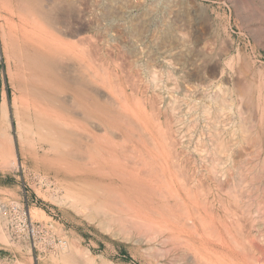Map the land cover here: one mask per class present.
<instances>
[{"label": "rangeland", "instance_id": "rangeland-1", "mask_svg": "<svg viewBox=\"0 0 264 264\" xmlns=\"http://www.w3.org/2000/svg\"><path fill=\"white\" fill-rule=\"evenodd\" d=\"M263 3L264 0H0V109H6L3 113L8 126L3 129L12 141L11 156L0 157V264H65L61 258L64 243V249L78 250H74L79 255L78 264H205L207 259L206 264H264ZM23 40L35 46L36 57L44 65L39 69L41 78H48L51 84L57 76L67 78L65 86L83 88L90 102L100 100L105 112L119 120L111 119L105 124L101 111H94V106V112L87 114L75 105L70 89L58 85L52 88L42 80L29 84L18 59ZM238 67L243 76L237 72ZM237 75L242 83H248L249 91L253 89V100L247 105L235 91ZM33 105L42 112L39 114ZM54 116L68 121L61 123L67 132L57 142L61 150L86 153L83 146L94 134L114 141L123 139L119 143L126 150L125 158L141 161L146 156L150 161L153 169L147 164L144 167L150 171L145 174L140 163L138 169L144 170V175L138 171L141 176L155 171L147 177L153 182L139 191L135 186H126L137 193H130L135 202H125L122 188L68 175L63 163L47 151L60 137L48 134L49 129L41 124ZM75 121L79 130L73 127ZM154 143L159 148L157 154L150 149ZM125 145L134 148L137 152L132 148L128 151L131 149L136 156L128 153ZM162 176L169 179H165V185ZM113 193L121 196L115 198L122 201L121 206ZM82 194L88 199L86 207ZM77 199L83 204L77 202L80 207L76 210L71 203ZM114 203L117 210L112 207ZM126 204L133 210L144 207L146 211H159L151 215L155 225L147 227L155 230L143 232L140 228L141 233L138 226L133 227L134 212L125 208ZM128 214L132 218L129 222ZM121 216L123 222L116 220ZM156 223L167 227L160 230Z\"/></svg>", "mask_w": 264, "mask_h": 264}, {"label": "bare ground", "instance_id": "bare-ground-1", "mask_svg": "<svg viewBox=\"0 0 264 264\" xmlns=\"http://www.w3.org/2000/svg\"><path fill=\"white\" fill-rule=\"evenodd\" d=\"M3 1H5V0H3ZM34 1V0H33ZM37 1V0H36ZM17 2H20V1H17ZM39 2V1H38ZM41 2V1H40ZM40 2L38 3L39 5H41L40 4ZM7 2H5V4H6ZM23 4L25 3V1L24 2H22ZM37 3V2H36ZM35 3V4H36ZM10 4V3H9ZM30 4V3H29ZM37 4V5H38ZM264 4V3H263ZM19 5H20V3H19ZM10 6V5H9ZM33 6V5H32ZM23 7H24V5H23ZM34 7V6H33ZM11 8V7H10ZM17 8V7H16ZM21 8V7H20ZM19 8V10H21ZM18 9V8H17ZM25 9H27V6H26V8ZM28 11H30V10H28ZM36 11H37V9H36ZM10 12H11V10H10ZM9 12V13H10ZM22 12H24V11H22ZM27 12V11H26ZM40 12V11H39ZM263 14V13H262ZM20 15V14H19ZM23 15H24V13H23ZM23 15H20V16H23ZM26 15V14H25ZM28 15H30V13L28 14ZM27 16V15H26ZM25 16V17H26ZM264 16V15H263ZM24 17V18H25ZM31 17H32V15H31ZM29 18H30V16H29ZM28 18V19H29ZM25 19H27V18H25ZM34 19V18H33ZM32 20V19H31ZM30 20V21H31ZM36 20V18L34 19V21ZM253 20V19H252ZM25 21H27V20H25ZM264 21V20H263ZM245 22V21H244ZM37 24H40V23H38V20H37V22H36ZM30 25V24H29ZM261 28H263V27H261ZM264 29V28H263ZM262 31V30H261ZM2 35V34H1ZM261 35V34H260ZM3 41V40H2ZM30 40H23V44L22 45H20V47H19V53H18V55H19V60H20V64L22 65V66H24L23 68H24V72L26 73V75H25V80L27 81V82H29V84H33V85H35V83L37 84H39L40 82H41V80L42 81H44L45 82V84H49L52 88H55L56 87V85H58L59 87H62V88H64V89H70V91H71V93H72V96H73V98H74V100H75V105H76V103H77V107L79 108V106L82 108V109H84L85 110V112L87 113V114H91V113H93L94 111H97L96 109H98V110H100L101 111V115H103V122L105 123V124H108V123H110V121H111V119L113 120V122H117V119L119 120V118H117L116 119V117H118V116H115V121H114V119L111 117V115H108V114H110V113H106L105 112V107L103 106V103L100 101V100H98V99H96L97 100V102L95 103V102H90V95H88V93H87V91H85L83 88H79V87H76V86H72L71 88H70V85H64V82L66 81L67 83H69V81H67L68 79L67 78H65V77H59V76H57L56 78H54V81H53V84H51V81H49L48 80V78H46L45 80L43 79V78H41L40 77V75H39V69L40 68H42V66H44L41 62H39L40 60H38L37 59V57H36V53H35V46L33 45V43L30 41ZM51 41H55V40H51ZM13 42V41H12ZM10 43V42H9ZM78 43V42H77ZM81 43H83V42H81ZM85 43V42H84ZM77 45V44H76ZM79 45V44H78ZM82 44H80V46H81ZM18 47V46H17ZM78 47V46H77ZM49 49V48H48ZM54 49V48H53ZM52 49V50H53ZM82 49V48H81ZM80 49V50H81ZM16 50V49H15ZM12 53V52H11ZM14 54V53H13ZM16 55V54H15ZM14 55V56H15ZM38 56V55H37ZM58 56V55H57ZM240 56H242V54L240 55ZM56 58H58V57H56ZM243 58H244V56H243ZM59 59V58H58ZM89 59V58H88ZM91 59V58H90ZM89 59V60H90ZM55 60V59H54ZM244 60V59H243ZM56 61V60H55ZM242 61V60H241ZM247 61V60H246ZM91 62H92V60H91ZM216 62V61H215ZM39 63H41L42 65H40ZM243 63H244V61H243ZM49 64V63H48ZM249 64V63H248ZM247 63H246V68H249L250 67V65H248ZM94 65V64H93ZM237 65V64H236ZM249 67H248V66ZM252 65V64H251ZM55 66V65H54ZM88 66V65H87ZM89 67V66H88ZM95 67V66H94ZM236 67V66H235ZM243 68H244V66H242ZM23 68H21V73H20V76L22 75V69ZM56 68V67H55ZM209 68V67H208ZM238 68H240V69H238ZM237 68V70H240V71H237L239 74L242 72V68L241 67H238ZM259 68V67H258ZM261 68V67H260ZM259 68V69H260ZM89 69V68H88ZM215 69V68H214ZM245 70V69H244ZM28 71V72H27ZM264 71V70H263ZM262 71V72H263ZM80 72V71H79ZM97 72V71H96ZM213 72H214V70H213ZM235 72V71H234ZM60 74V73H59ZM62 74V73H61ZM91 74V73H90ZM215 74V73H214ZM243 74H244V72H242L241 73V75L243 76ZM254 74V73H253ZM260 74V73H259ZM92 75H93V73H92ZM152 76V75H151ZM214 76V75H213ZM250 76V75H249ZM260 76H261V74H260ZM154 77V76H153ZM235 77V76H234ZM251 77V76H250ZM152 78V77H151ZM254 78V77H253ZM263 78V77H262ZM242 78L240 77L239 78V76L237 75V78H236V82H235V85H234V83H233V85H234V87H236V90L235 91H237V94H238V96H239V99H241L242 98V100L243 101H245L246 100V104H244V105H247L248 103H247V101H250L251 102V100H253L252 99V95L250 94L251 93V91L253 90H251V91H249V88L247 87V85H248V83H247V85H245L244 84V82L242 83L241 80ZM245 79V78H244ZM243 79V80H244ZM241 80V81H240ZM249 80V79H248ZM247 80V81H248ZM252 81V80H251ZM261 81H263V80H261ZM26 82V83H27ZM131 82V81H130ZM249 82V81H248ZM66 83V84H67ZM263 83V82H262ZM28 84V83H27ZM44 84V83H43ZM81 84V83H80ZM79 84V85H80ZM256 84H257V82H256ZM42 85V84H41ZM255 85V84H254ZM257 85H259V83L257 84ZM262 85V84H261ZM261 85H259V86H261ZM264 85V84H263ZM263 85H262V87H263ZM31 87H32V85H30ZM30 86H29V88H30ZM81 86V85H80ZM84 86V85H83ZM137 86V85H136ZM36 87V86H35ZM35 87H32V88H34L35 89ZM46 87V86H45ZM49 87V86H48ZM50 87V88H51ZM254 87V86H253ZM32 88H30V90H32ZM264 88V87H263ZM59 89V88H58ZM130 89V88H129ZM260 89H262V88H260ZM36 90V89H35ZM34 90V91H35ZM234 90V89H233ZM37 91V90H36ZM235 91L233 92L234 94H236L235 93ZM260 91H262V90H260ZM264 91V90H263ZM253 92V91H252ZM256 92H257V90H256ZM255 92V93H256ZM31 93H33V91L31 92ZM222 93V92H221ZM258 93V92H257ZM260 94V93H259ZM121 95V94H120ZM224 95V94H223ZM258 95V94H257ZM262 95V94H261ZM260 95V96H261ZM263 95H264V93H263ZM123 96V95H122ZM133 96V95H132ZM241 96V97H240ZM259 96V97H260ZM215 97V96H214ZM217 97V96H216ZM227 97V96H226ZM258 97V98H259ZM132 98V97H131ZM212 98V97H211ZM262 98H264L263 96H262ZM132 99H134V98H132ZM136 99V98H135ZM224 99V98H223ZM223 99H221V100H223ZM261 99V98H260ZM140 100V99H139ZM213 100V99H212ZM216 100V99H215ZM226 100V99H225ZM224 100V101H225ZM241 100V101H242ZM262 100V99H261ZM93 101V100H92ZM124 101V100H123ZM214 101V100H213ZM242 101V102H243ZM262 101H264V100H262ZM122 102V101H121ZM216 103H217V101H215ZM218 102H220V101H218ZM223 102V101H222ZM143 103V102H142ZM227 103V102H226ZM262 103V102H261ZM13 104V103H12ZM117 104V103H116ZM127 104V103H126ZM250 104V103H249ZM253 104V103H252ZM118 105V104H117ZM222 106L224 105L225 106V104H221ZM251 105V104H250ZM3 107H4V104L2 105ZM94 106V111L92 110V107ZM123 106H124V104H123ZM172 106V105H171ZM32 107H38L37 105L36 106H32ZM115 107V106H114ZM121 107V106H120ZM143 107V106H142ZM141 107V108H142ZM246 107V106H245ZM35 108V109H36ZM115 108H118V107H115ZM125 108V107H124ZM210 108V107H209ZM208 108V109H209ZM216 108H217V106H216ZM247 108V107H246ZM254 108V107H253ZM252 108V109H253ZM4 109H5V107H4ZM2 107H1V109H0V111L3 113V110H4ZM38 109V108H37ZM255 109V108H254ZM6 110V109H5ZM173 110V109H172ZM39 111L40 112H42L40 109H38V113H39ZM171 111V110H170ZM174 111V110H173ZM208 111V110H207ZM219 111H220V109H219ZM221 111H222V109H221ZM261 111H262V113H261V117H262V126H261V133H262V142H263V148H264V108L262 107L261 108ZM37 112H36V114H37ZM112 112V111H111ZM131 112V111H130ZM253 112H255V111H253ZM52 113V112H51ZM105 113H106V116H104L105 115ZM113 113V112H112ZM116 113V112H115ZM157 113V112H156ZM1 114V113H0ZM4 115H0V157H2V158H4V157H8L7 155H9V156H11V153H12V147H11V143H12V141H11V138L9 137V135L5 132V130L3 129V126H4V128H5V126H6V128H7V124H6V120H7V118H6V114H5V111H4V113H3ZM40 114V113H39ZM118 114H119V112H118ZM117 114V115H118ZM209 114V113H208ZM221 114V113H220ZM213 115H215L214 113H213ZM253 115V114H252ZM133 116V115H132ZM151 116V115H150ZM218 116H220V115H218ZM260 116V115H259ZM215 117V116H214ZM217 117V116H216ZM155 118V117H154ZM213 118V117H212ZM218 118V117H217ZM216 118V119H217ZM2 119H4V120H2ZM54 119H56V120H54ZM54 119L52 118V119H50V120H53V121H50V120H48V122H44L43 124H41L42 126H44V127H46L47 128V131H48V129H49V133L48 134H51V132L53 133V134H55L54 136L57 138V136L58 137H60V140L59 141H54V143H51L50 144V147L48 148V150L47 151H52L53 153H54V155H55V157H54V159L56 158V160L57 161H61V163H63V165H64V167H65V171H66V173L68 172L69 174L68 175H70V176H72L73 178H75V179H77V178H82V180H90V181H96L97 183H100V184H106V185H114L115 187H118V188H122L123 190H124V195H123V201H125V202H128V201H130V200H132L133 201V199H132V196H133V194H135V193H137L135 190H134V192H132V190H131V188H127L126 186H129V185H131V186H135V188L137 189V191H139V189H141V188H146L147 189V187L149 186V182H153V181H149L150 179H148L147 177L148 176H152V174L151 173H154L155 171H152V172H150V174H148V176H141V174H140V172H144V170H145V174H147L148 173V171H150L149 170V168H148V170H146L145 169V167H146V165L147 164H149V160L146 158V156H142V158L144 157V159H141V161H140V159L139 160H134L133 159V161H131L130 160V158L129 159H127V158H125V156L123 155V153L125 154V151L126 150H122V149H125V148H123L122 146H121V143H119L120 141H122L121 139H120V141L119 140H116V141H114V140H111V139H109V138H106V137H104V135H98V134H94V135H92L91 136V140H90V138H89V140H90V143L89 144H87V143H85L84 144V151L86 152V153H84L82 150H79L80 152V154L79 153H77L76 151V153H73V152H70L69 151V153H68V151H63V150H61L60 149V145L57 143V142H61V136L64 134V137L66 136V134L65 133H67V132H65L64 131V129L62 128V124L61 123H67L68 121H66L65 119L64 120H59L56 116H54ZM126 119V118H125ZM242 119H244V118H242ZM4 121H5V123H4ZM121 121V120H120ZM126 121V120H125ZM156 121V120H155ZM159 121V120H158ZM242 121V120H241ZM243 121H245V120H243ZM50 122V123H49ZM127 123H128V120L126 121ZM153 122V121H152ZM3 123H4V125H3ZM71 124V121L67 124V125H70ZM72 124H73V127L74 128H78L77 127V125H79V123L78 122H72ZM158 124H160L159 122H158ZM241 124V123H240ZM17 126H18V124H16ZM99 125V124H98ZM247 127H249L248 125H247V123L245 124ZM251 125H253V124H251ZM97 126V125H96ZM245 126V127H246ZM82 127V126H81ZM216 127V126H215ZM244 127V128H245ZM98 128V127H97ZM213 128H214V126H213ZM212 128V129H213ZM242 128H243V126H242ZM81 129V128H80ZM99 129V128H98ZM135 129V128H134ZM77 130H79V128L77 129ZM102 130V129H101ZM216 130V129H215ZM244 130V129H243ZM82 131H84V130H82ZM98 131V130H97ZM85 132V131H84ZM101 132V131H100ZM131 133L133 132V131H130ZM129 132V133H130ZM157 132H159V130L157 131ZM161 132V131H160ZM215 132V131H214ZM19 133V132H18ZM70 133V132H69ZM81 133V132H80ZM109 133V132H108ZM140 133V132H139ZM145 133V132H144ZM162 133H164V132H162ZM216 133V132H215ZM214 133V134H215ZM248 133V132H247ZM77 134V133H76ZM246 134V133H245ZM244 134V135H245ZM77 135H79V134H77ZM132 135H133V133H132ZM135 135V134H134ZM217 135V134H216ZM50 136V135H49ZM53 136V135H52ZM53 136V137H54ZM137 136V135H136ZM163 136V135H162ZM256 136V135H255ZM54 137V138H55ZM80 137V136H79ZM86 137V136H85ZM90 137V136H89ZM216 137V136H215ZM215 137H214V139H215ZM149 138V137H148ZM258 139V138H257ZM256 139V141H258ZM55 140H57V139H55ZM78 140V139H77ZM88 140V138L86 139V141ZM129 141V138L128 139H125V141ZM151 138H150V142L149 143H151ZM118 141V142H117ZM124 141V140H123ZM216 141V140H215ZM214 141V142H215ZM244 141H246L245 139H244ZM154 142V141H153ZM133 143V142H132ZM146 143V142H145ZM165 143V145H166V142H164ZM213 143V142H212ZM220 143H222V142H220ZM246 143V142H245ZM63 144L66 146V142L65 141H63ZM123 145H124V143H122ZM159 145H160V147H161V143H158ZM163 144V143H162ZM216 144H217V141H216ZM247 144V143H246ZM75 145V144H74ZM129 145V144H128ZM143 145V144H142ZM149 145V144H148ZM156 144L154 143V146L152 147H150V149L151 148H153L152 150L155 152V154H157V152H158V147H156L155 146ZM248 145V144H247ZM76 146V145H75ZM127 145H125V147H126ZM130 146H134L133 144L132 145H130ZM150 146V145H149ZM167 146V145H166ZM212 146V145H211ZM220 145H219V143L217 144V147H219ZM257 146V145H256ZM81 148H82V146H80ZM128 147V146H127ZM126 147V148H127ZM132 147H128L127 148V152L129 153L130 151H131V149H130V151H128V149L129 148H132ZM134 147H136V146H134ZM168 147H170V145L168 146ZM223 147H225V146H223ZM145 148H146V146H145ZM162 148V147H161ZM165 148H167V147H165ZM221 148H222V146H221ZM78 149V148H77ZM147 149V148H146ZM163 149V148H162ZM170 149V148H169ZM223 149V148H222ZM222 149H221V151H222ZM226 149V148H225ZM133 150H135L134 148H132V151ZM136 150L139 152L140 150H138V148L136 147ZM135 150V151H136ZM165 150V149H164ZM168 150V149H167ZM220 150V149H219ZM245 150V149H244ZM78 151V150H77ZM81 151L83 152V153H81ZM123 151V152H122ZM131 151V155H135V154H133V152ZM136 151V152H137ZM149 151V150H148ZM217 151V150H216ZM142 152V151H141ZM172 152V150L170 151V153ZM179 152V151H178ZM206 152H208V151H206ZM219 151H217V153H218ZM177 153V152H176ZM174 154V155H177V154ZM215 153V152H214ZM220 153V152H219ZM77 154H79V155H77ZM83 154V155H82ZM141 154H143V155H145L144 153H141ZM141 154H140V157H138V158H141ZM147 154H149V153H147ZM179 154H180V152H179ZM216 154V153H215ZM130 155V154H129ZM130 155V156H131ZM139 155V154H138ZM153 155V154H152ZM207 155H209V154H207ZM253 155V154H252ZM251 155V156H252ZM257 155V154H256ZM255 155V157H257ZM14 156V155H13ZM130 156H128V157H130ZM136 156V155H135ZM149 157H151L150 156V154L148 155ZM170 156L172 157V155L170 154ZM228 156V155H227ZM240 156V155H239ZM137 157H135V158H137ZM166 157V156H165ZM164 157V158H165ZM177 157V156H176ZM219 157V156H218ZM241 157V156H240ZM239 157V158H240ZM252 157H254V156H252ZM251 157V158H252ZM5 158V159H6ZM14 158V157H13ZM123 158V159H122ZM133 158V157H132ZM137 158V159H138ZM163 158V157H162ZM175 158V157H174ZM206 158V157H205ZM208 158V157H207ZM242 158V157H241ZM264 158V157H263ZM1 159V158H0ZM5 159L3 160V161H5ZM150 160H151V158H149ZM158 159V158H157ZM171 159V158H170ZM222 159V158H221ZM14 160V159H13ZM130 160V161H129ZM179 160V159H178ZM211 160V159H210ZM236 160V159H235ZM244 160H246L245 158H244ZM248 160V159H247ZM7 161V160H6ZM15 161V160H14ZM160 161V160H159ZM173 161V160H172ZM184 161V160H183ZM216 161H217V158H216ZM216 161H214V163L216 162ZM221 162H224L223 160H220ZM249 161V160H248ZM264 161V160H263ZM8 162V161H7ZM56 162V161H55ZM164 162H165V160H164ZM167 162V161H166ZM165 162V163H166ZM173 162H175V161H173ZM180 162V161H179ZM182 162V161H181ZM211 162H213V161H211ZM220 162V163H221ZM243 162V161H242ZM256 162V161H255ZM141 163V165H143V167H144V170H139L138 168L140 167L139 166V164ZM153 163H154V161H153ZM170 163H171V161H170ZM178 163V162H177ZM214 163H212L214 166L216 165V164H214ZM219 163V164H220ZM247 163V162H246ZM264 163V162H263ZM0 164H1V162H0ZM7 164V163H6ZM182 165L181 166H183V162L181 163ZM232 164H234V163H232ZM250 164V163H249ZM252 164H254V162L252 163ZM260 164H262V162L260 163ZM150 166V168H152L151 166H152V164H149ZM189 165V164H188ZM244 165H247V164H243V166ZM148 166V165H147ZM154 166H155V164H154ZM153 166V167H154ZM158 166V165H157ZM210 166V165H209ZM213 166V167H214ZM254 166V165H253ZM256 166V165H255ZM261 166V165H260ZM59 167H60V165H59ZM63 166H61V168H64ZM168 167V166H167ZM172 167V166H171ZM179 167V166H178ZM184 167V166H183ZM204 167H205V165H204ZM252 167V166H251ZM259 167V166H258ZM263 167H264V165H263ZM147 168V167H146ZM159 168V167H158ZM172 168H174V166L172 167ZM180 168V167H179ZM207 168V167H206ZM235 168V167H234ZM239 168V167H238ZM248 168V167H247ZM153 169V168H152ZM178 169V168H177ZM210 169V168H209ZM213 169V168H212ZM240 169V168H239ZM253 169H255L254 167H253ZM140 172H139V171ZM155 170H156V168H155ZM168 170V169H167ZM175 170V169H174ZM180 170V169H179ZM179 170H177V171H179ZM230 169H227V171H229ZM250 170H252V168L250 169ZM261 170V169H260ZM62 171H63V169H62ZM210 171V170H209ZM214 171H216V170H214ZM247 171V170H246ZM263 171V170H262ZM64 172V171H63ZM142 172V173H143ZM157 172V171H156ZM162 172V171H161ZM166 172H168V171H166ZM176 172V171H175ZM193 172V171H192ZM218 172V171H217ZM217 172L215 173V174H217ZM245 172V171H244ZM252 172V171H251ZM157 173H159V172H157ZM157 173H155V174H157ZM254 173H256L257 174V172H255L254 171ZM169 174H170V172H169ZM172 174V173H171ZM175 174V173H174ZM231 174V173H230ZM239 174V173H238ZM245 174V173H244ZM258 174H259V170H258ZM263 174V173H262ZM143 175H144V173H143ZM159 174H157L156 176L155 175H153V177L155 176V177H157ZM162 175V174H161ZM173 175V174H172ZM168 176V175H167ZM188 176H189V174H188ZM222 176H223V174H222ZM241 176H242V174H241ZM240 176V177H241ZM252 176V175H251ZM163 177V176H162ZM172 177V176H171ZM174 177H175V175H174ZM191 177V176H190ZM216 177V176H215ZM214 177V178H215ZM244 177H245V175H244ZM243 177V178H244ZM253 177V176H252ZM258 177H259V175H258ZM151 178V177H150ZM158 178V177H157ZM164 178V177H163ZM162 178V179H163ZM168 178H169V176H168ZM167 178V179H168ZM160 179V178H159ZM159 179H158V181H159ZM166 178H164V180H165ZM166 179V180H167ZM173 179V178H172ZM200 179V178H199ZM221 179V178H220ZM227 179H229V178H227ZM239 179V178H238ZM257 179V178H256ZM155 180V179H154ZM166 180L165 181H163V180H161V181H163V184H164V182H166ZM169 180V179H168ZM167 180V181H168ZM224 180H225V178H224ZM251 180V179H250ZM253 180V179H252ZM215 181V180H214ZM216 181H217V178H216ZM223 181V180H222ZM237 181H239V180H237ZM156 182V181H155ZM160 182V181H159ZM161 183V182H160ZM219 183V182H218ZM222 183V182H221ZM163 184L161 185V186H163ZM169 184V183H168ZM171 184H172V181H171ZM186 185H187V183H185ZM216 184V183H215ZM220 184V183H219ZM228 184V183H227ZM165 185V184H164ZM218 185V184H217ZM94 186V185H93ZM156 186V185H155ZM168 185H167V183H166V187H167ZM222 186V185H221ZM228 186V185H227ZM166 187H164V188H166ZM170 187V186H169ZM156 188V187H155ZM160 188V187H159ZM163 188V187H162ZM184 189H185V187H183ZM187 188V187H186ZM190 188V187H189ZM101 189V188H100ZM131 191H130V190ZM151 189V188H150ZM152 189H154V188H152ZM167 189V188H166ZM173 189V188H172ZM183 189V190H184ZM95 190H97V191H99L98 189H95ZM104 190V189H103ZM163 190V189H162ZM175 190V189H174ZM186 190V189H185ZM190 190V189H189ZM154 191V190H153ZM159 191V190H158ZM157 191V192H158ZM164 191H166V190H164ZM188 190H186V192H187ZM191 191V196H192V190H190ZM105 192V191H104ZM112 192V191H111ZM111 192H110V194H111ZM113 192H115V190L113 191ZM117 192V191H116ZM115 192V193H116ZM119 192V191H118ZM156 192V191H155ZM157 192H156V194H157ZM174 192H176V190L174 191ZM107 193V192H106ZM115 193H113L114 195H115ZM130 193L132 194V196L130 195ZM171 193H172V190H171ZM177 193V192H176ZM184 193V192H183ZM97 194H98V192H97ZM108 194V193H107ZM163 194V193H162ZM162 194H161V191H160V195L162 196ZM166 194H168V191H167V193ZM105 195V194H104ZM104 195H101V196H104ZM117 195L118 194H116L115 196H114V200L115 201H117L115 198H117ZM159 195V196H160ZM169 195H171V194H169ZM176 195V194H175ZM174 195V197H178V194L175 196ZM187 195L189 196V191L187 192ZM79 196V195H78ZM84 195L82 194V199H83V201L86 203L84 206L86 207V205H87V202H86V200H88L85 196L83 197ZM108 196H109V194H108ZM111 196H113V195H111ZM163 196H165V194L163 195ZM173 196V195H172ZM81 197V196H80ZM90 197V196H89ZM118 197H120V199H121V196H119L118 195ZM171 197V196H170ZM179 197L181 198V196L179 195ZM185 197H187V196H185ZM74 198V197H73ZM77 198V197H76ZM84 198H86L85 200H84ZM108 199H109V197H107ZM163 198H165V197H163ZM169 198V197H168ZM171 198H173V197H171ZM194 198V197H193ZM162 199V198H161ZM175 199V198H174ZM192 199V198H191ZM79 199H77L76 200V202L73 204V203H71L72 204V206L73 207H75L76 208V210L77 209H79L78 207H80V206H77V202H79L78 201ZM109 200H111V201H113L112 199H109ZM127 200V201H126ZM149 200V199H148ZM98 201V200H97ZM151 201H152V199H151ZM150 201V202H151ZM100 202H102V201H99V203ZM105 202H107V201H105ZM104 202V203H105ZM118 202V201H117ZM119 202L121 203L122 201L121 200H119ZM119 202H118V204H119ZM125 202H124V204H125ZM133 202H135V201H133ZM167 201H165V203H166ZM174 202V201H173ZM177 202V201H176ZM178 202H179V200H178ZM180 202H181V200H180ZM183 202V201H182ZM81 202H79V204H80ZM108 203V202H107ZM113 203V202H112ZM175 203V202H174ZM174 203H171V204H174ZM184 204H185V202H183ZM182 203V204H183ZM76 204V205H75ZM83 203H81L80 205H82ZM115 204L116 203H114V204H112V207L113 206H115ZM168 204H169V202H168ZM117 205V204H116ZM122 204H119V206H121ZM128 204H126V207L125 208H127L128 210H130L131 208H130V206L128 205ZM143 205V204H142ZM190 205V204H189ZM110 207H111V205H109ZM140 206V205H139ZM169 206H171L172 207V205H170L169 204ZM179 206V205H178ZM183 206H185V205H183ZM191 206V205H190ZM189 206V207H190ZM101 207V206H100ZM116 207V206H115ZM136 207V206H135ZM166 207V206H165ZM174 207V206H173ZM172 207V208H173ZM74 208V209H75ZM102 208H103V206H102ZM105 208V207H104ZM125 208H124V206H123V210H125ZM147 208H149V207H147ZM168 208V207H167ZM176 209H177V206L175 207ZM81 209V208H80ZM109 208H107V210H108ZM113 209H115V210H117V208H114L113 207ZM121 208H118V210L119 211H121L120 210ZM127 209L125 210V211H127ZM123 210L121 211V212H123ZM131 210H133V208L131 209ZM149 210V209H148ZM146 211V208H138V209H134L133 210V215H134V217H133V219H135V223H133V227H135V226H138V228H139V231L141 230V229H143V232L144 231H147V229H149V228H147V227H149L152 223L154 224V222H153V219H152V217H151V215L155 212H153L152 210H149V211ZM166 211L168 210L169 212H171V211H173V210H169V209H165ZM185 210V209H184ZM192 210V209H191ZM196 210V209H195ZM79 211H81V210H79ZM108 211H110V210H108ZM125 211H124V213H125ZM179 211H180V209H179ZM113 213H114V211H112ZM128 212V211H127ZM157 212V211H156ZM155 212V214H158L159 213V211H158V213H156ZM174 212V211H173ZM180 212H182V211H180ZM188 212V211H187ZM193 212V211H192ZM172 213V212H171ZM195 213V212H194ZM197 213V212H196ZM26 214H28L27 216L30 218V216H29V210L28 211H26ZM115 214V213H114ZM118 214V213H117ZM162 214V213H161ZM164 214H165V212H164ZM168 214V213H167ZM177 214H178V212H177ZM181 214V213H180ZM124 215H127V214H124ZM123 215V216H124ZM129 216H128V220L126 219V217L127 216H124L125 218H124V220L126 219L128 222L130 221L129 220V218L131 217V215L130 214H128ZM170 215V214H169ZM173 215H174V213H173ZM184 215V214H183ZM186 215L187 216H190L189 214H187L186 213ZM195 215V214H194ZM160 217H161V220H163L162 219V217L163 216H161V215H159ZM166 217H167V215H165ZM170 216H172V215H170ZM187 216H185L186 218H188V219H190L191 217H187ZM197 216V215H196ZM198 216H201L200 214L198 215ZM160 217H159V219H160ZM119 218H122L121 220H123V217L121 216V217H117V219L116 220H118ZM165 218V217H164ZM184 217H182V219H183ZM198 218H200V217H198ZM131 220H132V218H130ZM166 219V218H165ZM164 219V220H165ZM169 219H171V217H169ZM187 219V220H188ZM120 219L118 220L119 222H123V221H121ZM173 220H174V222H175V224L176 223H178V222H176V220L173 218ZM186 220V219H185ZM199 220V219H198ZM171 221H172V219H171ZM183 221V220H182ZM188 221H190V220H188ZM188 221H187V223H188ZM191 221H192V219H191ZM128 222L126 223L127 225H128ZM131 222H134V221H131ZM165 222V221H164ZM168 222H170V221H168ZM193 222V221H192ZM192 222L190 223V224H192ZM159 223V222H158ZM158 223H156V225L158 224ZM186 223V222H185ZM198 223H200V222H198ZM203 223V222H202ZM132 224V223H131ZM135 224H137V225H135ZM160 224V223H159ZM155 225V224H154ZM153 225V226H154ZM177 225V224H176ZM181 225H184V222H182V224ZM192 225H195V224H192ZM192 225H190L191 227H192ZM125 226V225H124ZM123 226V227H124ZM129 227H130V224L128 225ZM152 226V225H151ZM161 226V227H160ZM178 226H180V223H179V225ZM199 226H201L200 224H199ZM123 227L121 228V229H123ZM155 227V226H154ZM153 227V228H154ZM157 227L160 229V230H162L161 228L163 227V225H162V223H161V225H157ZM165 227H167V226H164L163 227V229L165 228ZM202 227H203V224H202ZM141 228V229H140ZM156 228V227H155ZM119 229V228H118ZM137 229V228H136ZM145 229V230H144ZM150 229H152V228H150ZM150 229H149V232H150ZM167 229H169V228H166V230ZM191 229V228H190ZM189 229V230H190ZM193 229H194V227H192V231H193ZM129 230V229H128ZM127 230V232L129 233V231ZM135 230V229H134ZM155 230V229H154ZM153 229H152V231H154ZM159 230V231H160ZM170 230V229H169ZM178 230V229H177ZM120 231V230H119ZM126 231V230H125ZM158 233H159V231H158V229L156 230ZM156 231H155V233H156ZM148 232V231H147ZM141 233H142V230H141ZM153 233V232H152ZM162 233V232H161ZM194 233H196V232H194ZM193 233V234H194ZM130 234V233H129ZM143 234H145V233H143ZM148 234V233H147ZM127 235V234H126ZM149 235V234H148ZM201 235V234H200ZM128 236V235H127ZM171 236V235H170ZM170 236H169V238H170ZM197 236H199V234L197 235ZM142 237V236H141ZM151 237V236H150ZM172 237H174V236H172ZM152 238V237H151ZM168 237H167V239H169ZM174 238H176V237H174ZM177 238L178 239H180L178 236H177ZM147 239H149V238H147ZM166 239V238H165ZM171 239V238H170ZM169 239V240H170ZM173 239V238H172ZM178 239H176V241L178 242ZM163 240H164V238H163ZM174 240V239H173ZM175 241V240H174ZM215 241V240H214ZM73 242V241H72ZM75 242V241H74ZM182 243V242H181ZM65 244V243H64ZM64 244H62L61 245V247L63 248V250L61 251V258H62V260L64 261V263L65 264H75V262L77 261V263L76 264H78L79 262H78V260H76V256L78 257L79 255H75L76 254V252L75 251H78L77 249L74 251L73 250V248H69V249H64L67 245H64ZM73 244V243H72ZM164 244V243H163ZM189 244V243H188ZM71 245V244H70ZM176 245V244H175ZM178 245H181V244H179L178 243ZM61 248V249H62ZM149 248V247H148ZM156 248V247H155ZM60 249V250H61ZM204 249V248H203ZM159 250V249H158ZM162 250V249H161ZM165 250V249H164ZM168 250V249H167ZM191 250H192V248H191ZM79 251H80V249H79ZM156 251V250H155ZM163 251V250H162ZM161 251V252H162ZM192 251H194V250H192ZM86 252H88V251H86ZM157 252V251H156ZM155 252V253H156ZM166 252V251H165ZM78 254V253H77ZM183 254V253H182ZM193 254L195 255V253L193 252ZM157 255H158V253H157ZM185 255V254H184ZM193 255V256H194ZM176 256V255H175ZM182 256V255H181ZM198 257H199V254H198ZM201 257V256H200ZM199 257V258H200ZM219 257V256H218ZM60 258V259H61ZM178 258V257H177ZM192 258H194V257H192ZM196 258V257H195ZM90 259V258H89ZM181 259V258H180ZM190 259V258H189ZM201 259V258H200ZM199 259V260H200ZM204 259L205 258H203V261H204ZM230 259V258H229ZM251 259V258H250ZM76 260V261H75ZM195 260V259H194ZM197 260V259H196ZM208 260V259H207ZM206 260V261H207ZM218 260V259H217ZM216 260V261H217ZM232 260V259H231ZM260 260V259H259ZM206 261H204L205 262V264H206ZM210 261V260H209ZM219 261V260H218ZM250 261V260H249ZM107 262V261H106ZM210 262H212V261H210ZM251 262V261H250ZM83 263H85V262H83ZM186 263H188V262H186ZM207 263H208V261H207ZM214 262H212L211 264H213ZM233 263V262H232ZM204 264V263H203ZM231 264V263H230ZM238 264V263H237ZM250 264H253V262L252 263H250Z\"/></svg>", "mask_w": 264, "mask_h": 264}]
</instances>
